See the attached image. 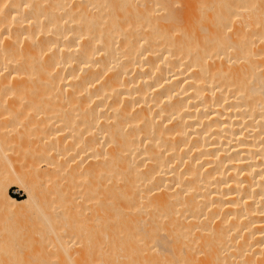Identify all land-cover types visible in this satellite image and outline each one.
<instances>
[{
  "label": "bare ground",
  "instance_id": "bare-ground-1",
  "mask_svg": "<svg viewBox=\"0 0 264 264\" xmlns=\"http://www.w3.org/2000/svg\"><path fill=\"white\" fill-rule=\"evenodd\" d=\"M32 210L0 264H264V0H0V213Z\"/></svg>",
  "mask_w": 264,
  "mask_h": 264
},
{
  "label": "rangeland",
  "instance_id": "rangeland-1",
  "mask_svg": "<svg viewBox=\"0 0 264 264\" xmlns=\"http://www.w3.org/2000/svg\"><path fill=\"white\" fill-rule=\"evenodd\" d=\"M16 161L14 163H16ZM20 163H21V161H20ZM8 192L12 193V194H15L16 196H18V198H20L23 195L22 189L20 187H18L17 185H10ZM47 204L49 205V207H48ZM51 204H50V202H47L46 204H41L42 205L41 206V211L44 212V213L45 212L48 213V214H46V213L45 214L48 215V216H51L53 218V216H54L53 213L54 212H52L53 208H52ZM50 206H51V208H50ZM32 212H33L32 215H25L26 217H24V216L7 217V216L3 215L2 213H0V229L2 230V233H3L2 236L4 238H12V241H14V243H16L17 245L19 243L20 246L21 245L24 246L27 243V245L29 244V247L38 246V245H36V242H38V240L41 241L40 237L49 238V235L44 233V229H43V226H42L43 222H42L41 217L38 215L39 214L38 211L36 213V216L34 215V213L36 211L32 210ZM57 212H58V209H57ZM3 216H5V217H3ZM8 218H10V219H8ZM27 240H28V242H27ZM34 241H36V242H34Z\"/></svg>",
  "mask_w": 264,
  "mask_h": 264
},
{
  "label": "trees",
  "instance_id": "trees-1",
  "mask_svg": "<svg viewBox=\"0 0 264 264\" xmlns=\"http://www.w3.org/2000/svg\"><path fill=\"white\" fill-rule=\"evenodd\" d=\"M12 197L18 198L15 194L9 193Z\"/></svg>",
  "mask_w": 264,
  "mask_h": 264
}]
</instances>
